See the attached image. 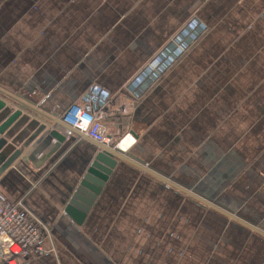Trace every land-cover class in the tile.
<instances>
[{"label":"crops","instance_id":"obj_1","mask_svg":"<svg viewBox=\"0 0 264 264\" xmlns=\"http://www.w3.org/2000/svg\"><path fill=\"white\" fill-rule=\"evenodd\" d=\"M0 91V193L48 231L19 264H264V0H0ZM74 104L148 169L81 223L100 148L49 117Z\"/></svg>","mask_w":264,"mask_h":264},{"label":"built area","instance_id":"obj_2","mask_svg":"<svg viewBox=\"0 0 264 264\" xmlns=\"http://www.w3.org/2000/svg\"><path fill=\"white\" fill-rule=\"evenodd\" d=\"M105 114L103 107L89 110L72 105L61 116L62 123L70 128L65 132L67 140L78 137L114 150L121 149L129 135L114 146L102 123ZM46 232L44 224L26 205L25 198L11 201L0 193V264H19L20 260H31L46 254Z\"/></svg>","mask_w":264,"mask_h":264},{"label":"water","instance_id":"obj_3","mask_svg":"<svg viewBox=\"0 0 264 264\" xmlns=\"http://www.w3.org/2000/svg\"><path fill=\"white\" fill-rule=\"evenodd\" d=\"M2 93L4 94V92ZM9 96L19 101L23 105L27 106V108H30L33 111L36 110L34 105L28 103L26 104L25 102H22L21 100H18L17 98H14L11 95ZM49 117L50 120L54 122V124L60 126L66 131L70 130L68 126L62 123L61 118L57 119L55 117H51V116ZM73 133H75L76 136H79L77 132H73ZM52 136L57 138L60 142H64L67 140L66 136H64V134H61L60 132H53ZM96 145L100 148V150L94 157V160L91 162L79 186L73 192L68 207L65 211L77 223H81L85 219V217L91 212V209L95 205L98 197L101 195V192L109 176L117 167L119 160L132 163L141 170L148 171V169L145 168L144 166L128 159L120 150L118 149L114 150L104 145H98V144ZM164 182L167 181L164 180Z\"/></svg>","mask_w":264,"mask_h":264}]
</instances>
